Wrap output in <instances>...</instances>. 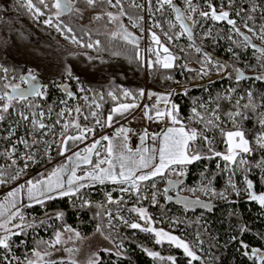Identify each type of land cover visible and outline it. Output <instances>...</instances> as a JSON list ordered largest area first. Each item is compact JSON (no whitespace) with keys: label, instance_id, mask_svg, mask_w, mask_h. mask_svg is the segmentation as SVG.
<instances>
[{"label":"snow or ice","instance_id":"obj_1","mask_svg":"<svg viewBox=\"0 0 264 264\" xmlns=\"http://www.w3.org/2000/svg\"><path fill=\"white\" fill-rule=\"evenodd\" d=\"M84 3L88 9L95 10L98 6L101 8L100 12H97L91 19L100 20L104 16H107L109 22H120L119 27L121 29L123 38L128 42L136 45L135 37L124 28L121 18L127 17L132 23L133 27H140L137 21H143V16H131L126 8L124 7V0H26V7L28 11L33 15L36 20H40L44 17L43 23L49 27H55L58 32L61 33H73L74 29L72 27L73 19H81L83 17V9L77 7L78 3ZM147 8L144 5L137 4L135 0H132L131 6L143 9L146 12H151L154 7L156 12L164 13L166 8H170L175 14V20L179 22L180 28L183 30L180 35L187 34L191 39L193 36V30L189 23L185 21H190L192 24L198 23L190 13L197 12V8L193 6V0H184L186 8H181L177 6L175 0H146ZM107 5L110 8L116 9L114 13L112 11H107L103 8ZM234 7V0H227V3L223 5L219 10L217 7L208 3V11H199V16L202 20H211L215 22H225L228 28V35L222 38L227 39L239 48H251L255 49L260 55L258 59L264 62V47H258L253 42V37L258 38L262 43H264V22L256 26L257 11L260 12L259 19L264 21V3L257 4L256 0H249V2L244 3L241 7L236 9L234 12L229 10ZM68 16L69 20L65 21L62 17ZM236 17V18H233ZM156 27L160 25L155 24ZM170 27H175V25H170ZM243 28V31L241 30ZM143 31V29H141ZM151 40L158 46H160L164 53L168 54L165 56L163 61L160 59V55L157 52V59L154 62H149L148 67L152 68L156 64H159L164 69H169L174 66L173 61L178 59V57L172 55L168 47H164L160 43V38L157 34L149 29ZM90 35L89 33H85ZM250 34V35H249ZM113 36L117 33H112ZM169 41L173 39V36L168 35ZM205 36L211 35V30L204 34ZM239 39H236V38ZM75 41V37L73 36ZM79 43L80 41H75ZM82 47L99 49L100 41L97 40L94 43L90 42L87 44H82ZM138 47V45H136ZM197 53H202L200 47H196ZM233 55L239 59V53L234 49ZM149 51H152L149 48ZM183 51V49H181ZM204 63L201 65L202 69L207 71V66H211L214 62V58L206 52H203ZM91 59V57H90ZM137 59H139V53L137 52ZM218 68H226L227 66L221 64L219 61H215ZM264 66V64H262ZM183 67H187L184 65ZM5 73L7 69L3 70ZM235 79L237 82L241 80H264V74L247 77L244 72L240 69H235ZM68 78L71 80L74 78L71 71L68 72ZM170 79L171 77H166ZM20 81L22 83L28 84L27 88H22L20 84L5 83L3 88L5 91L0 93V124H3L7 119L11 118L13 113H15V120L12 124L8 125L6 129V135L3 137L5 141L8 142L4 152L0 153V156L6 158L4 164H0V184H8L12 181L19 179L22 175H27L28 168L35 163L40 162L38 160L39 155H43L47 159L48 163H52L51 150L55 149L58 156H64L68 163H61L58 166H54L51 171L45 169L43 172L37 173L35 178H28L22 184H18L15 188H12L4 196L3 203H0V249L7 250L11 253L13 247L12 237L19 236L24 233L26 228H31L34 226L33 221H26L25 215L20 211L21 208L31 207V204H25L23 201L18 200V196L22 193H26L28 201H34L36 205H45L46 201H51L56 198H63L69 196L81 195V189L89 187L87 181L92 183L104 184L106 181H110L113 184L120 185L119 190L122 193H130L133 190L137 194L139 199H147L140 195V182L153 180L156 177L164 178L166 174L175 175L178 179L172 180L168 179L167 183L169 186L175 188L181 182L180 177L185 175V166L193 163L196 160L202 158H213L219 157L225 161V168L223 171H228L230 173L228 178V183L230 188L239 193L240 189L237 185L232 182V174L237 170L247 172L250 167V157L255 151V148L264 149V112H257L258 104L256 98L251 90L246 93L247 102L241 104V100L245 99L244 96L240 97L235 103V106L226 112L228 119L233 125V130L222 132V135L226 137V153H221L215 151L212 147V141L209 136L204 135V133L198 132L196 129H186L184 126L180 127H168L162 133L163 143L157 150H152L147 147H143L145 139L148 137L147 131L143 135H140L141 147L132 149L128 146V138L130 129L121 126L118 128L114 136L103 135L100 139H95L93 142L85 147L83 151H72L70 155L66 153L70 152L72 145L77 142H81L87 139L89 134H94L95 129L89 128L86 125L81 126L79 123L71 122V126L77 130L78 134L68 135V129L70 126L69 122L61 123L62 119L75 111L77 114H83V110L80 107H75L74 109H62L57 113V119L54 123L48 124L44 122L45 113L43 111H35L34 109L38 107L30 101V98L36 97L41 98L45 95L44 86L35 83L36 76L29 73L27 76H20ZM63 91L66 93L68 98L73 97V92L69 90L67 85H63ZM11 88V93L7 89ZM81 92L86 91L81 88ZM230 91L234 92L235 89ZM113 99L116 97L112 92L108 93ZM125 96L132 95L128 91H124ZM139 96H144V91L140 90ZM85 100L89 97L85 96ZM103 99V97H101ZM262 103H264V97H260ZM15 102V103H14ZM62 104H66L67 101H61ZM17 104L21 105V108H26L28 111L21 110L17 108ZM95 108H99V104L92 105ZM134 107V105L121 104L117 108H113L111 113L107 117V122H102L97 118L98 114L92 111L90 114L95 119V123L101 128L107 126L111 127L113 123V114L119 113L123 115L120 111L121 109H129ZM201 108L205 111H209L206 104H201ZM219 104H217L216 109L211 110V116L205 119L201 116V113L193 108L194 117L197 118L201 123H204L205 129H210L214 127H219V116L217 112L219 111ZM148 109L149 106L145 105ZM152 110L155 112V118L167 117L171 120L173 125L181 124L178 117V108L176 105H172L171 110L161 111L155 106H152ZM49 114H51L52 109L49 108ZM255 114L258 115V124L262 129L258 134H256L253 140L248 138L246 131L243 127V121L251 119V116ZM148 119H154L153 116H149L147 112L145 113ZM84 119L87 120L88 116L84 115ZM61 125V131L59 136L56 133V126ZM21 126L24 127L23 135L20 134L19 129ZM51 137V139H47ZM202 139L207 150L210 153L209 156H202L198 149H193L192 144L197 140V138ZM153 139L156 137L153 136ZM103 142H107L106 145H102ZM98 145L104 147V153L102 155ZM158 151V161L156 160L155 152ZM97 157L96 162L93 163L92 156ZM239 157V159H238ZM81 164L91 165V170L84 171L82 175H77V169L81 167ZM22 165V166H21ZM231 165L232 167H229ZM243 166V167H241ZM262 171H264V161L258 165ZM146 170V171H142ZM65 173H68L67 179H64ZM139 173V174H138ZM264 178V177H262ZM210 183L203 186V191L206 193L210 192L214 196H219L225 198V193L215 192L211 187ZM127 185V187H125ZM245 188L244 192L247 193L249 200L258 202L262 207H264V193L257 195L252 191L254 185L251 179L245 176ZM152 188L154 191L151 193V200L153 205L159 203L157 200L158 190L153 182ZM191 191V190H190ZM164 197L171 200L172 197L168 196V188L164 189ZM109 203L113 202L112 197L109 194L107 196ZM123 202V198L119 203ZM186 205L193 203V201L183 200L181 201ZM194 203H200L196 200ZM90 201L82 200L81 206H89ZM208 207L207 204L203 205ZM13 209H15L13 211ZM132 211L138 213L140 220L144 221L145 224L142 226L139 222L129 223L124 220V224L131 229H139L141 231L154 233L156 238V243L160 244L167 240L170 245H174L178 249H182L186 257L189 258V264L192 261L201 259L190 246L189 243L185 242L182 238L175 235H171L169 232L164 230H155L149 225L152 222V218L148 215L146 209L144 208H133ZM56 219H62L63 213H57ZM109 217L112 216L111 212L108 213ZM18 218L20 223H14V220ZM120 219H123L120 217ZM41 225H44L45 221H39ZM179 223V221H176ZM11 225V227H9ZM17 229L19 231H14ZM246 229H242L244 231ZM97 231H100L98 228ZM64 232L72 233L75 237L79 238L80 234L76 232L73 228L65 226ZM73 235L68 236V240L73 239ZM107 238V237H106ZM202 244V241H198ZM65 240L61 231L55 233L54 239L51 241H40L42 245L50 246L54 251L59 252L61 248L59 246L63 245ZM243 248H247V244H243ZM117 249L121 245H116ZM69 253L75 251V249L67 248L64 249ZM104 251L111 252V249H104ZM147 255L153 257L154 259L159 258V253L155 251L146 250ZM253 256L259 258L261 264H264V253L258 252V250H252ZM33 255L36 257L35 260L29 259L27 264H65L61 260H48L44 261V256H50L51 253L45 248L43 256L39 250L34 251ZM116 255H121L120 251H117ZM245 256L248 255L247 252L244 253ZM3 260L6 264H12V258L9 255H5ZM171 264H176L175 258L169 256L167 258ZM70 264H77V262L72 259ZM89 264H98L95 259H90Z\"/></svg>","mask_w":264,"mask_h":264},{"label":"trees","instance_id":"obj_2","mask_svg":"<svg viewBox=\"0 0 264 264\" xmlns=\"http://www.w3.org/2000/svg\"><path fill=\"white\" fill-rule=\"evenodd\" d=\"M257 1L264 3V0ZM175 2L178 7L182 9L186 8L184 0H175ZM77 7L88 9L82 2L78 3ZM126 10L133 17L138 15L134 10L132 11L129 8H126ZM169 10L172 13L170 17L175 19V14L170 8H166L164 13L159 15L158 18L164 21L169 17L167 14ZM62 18L65 21L69 20L68 16ZM185 22L189 23V21ZM100 23L104 24V21ZM72 27L77 36L86 42H88V39H99V49L95 47L93 50H76L75 48L74 51L69 50L67 48L70 47L66 46L67 48H65L58 43L52 30L36 24L32 19L31 13L19 1L0 0V92L5 91L3 84L12 83L10 80L12 76H27L29 69H31L35 72V76L41 80L40 85L44 86L45 84L48 88V93L39 98L40 102H43L44 108L50 107L54 116L57 117L59 111L54 110L55 104L52 102V99L53 96H62L65 93L62 86L67 85L69 90L74 94L70 99L73 101L75 107H80L89 116V125L87 127L93 128L97 132L105 129L107 126L103 128L98 126L90 114L92 111L97 112V118L106 123V119L113 108L121 104L139 103L143 98L139 96V92L140 90L145 91V89H148V91L152 89L167 94L174 93L173 105H176L178 108V117L181 124L187 128L196 129L198 132H201L200 125L192 122L188 113L191 105L198 98L199 93L206 87L209 90V96L212 97V104L208 105L210 110L215 104H219L218 112L225 118H227L226 112L231 110L236 103L235 98L229 100L224 95L225 92H222L228 83L238 85L239 90L245 96L247 89L252 90L258 104L257 112H264V103L260 100V97H264V80L248 79L237 82L234 71L236 68L232 66L234 65L233 63L230 64L229 68H222L223 70L233 69L232 73L228 71L229 73L225 72V74L213 77L207 83L208 85L205 84V86L202 82L199 83L200 74L197 70H188L183 75L182 71L177 68L180 59L186 63L195 62L201 65L202 56L200 54L189 51L186 55H177L169 49L174 56L178 57L175 60L173 68L164 69L159 64L149 68L147 66L149 59L154 62L156 61V57L154 53H149L148 51L145 57L144 44L137 36L133 35L137 38L136 45L138 47L132 43H128L123 37L112 36L104 33V31H101L102 33L99 34L88 32V30L83 29L81 26L80 19H73ZM215 28L219 31L222 30L227 35L229 34L228 31L225 32L223 29L228 30L229 28L225 22L218 23ZM85 33H89L90 35H86ZM186 41L187 43L189 42L185 39L184 42ZM150 43L155 45V47L157 46L152 40ZM160 43L164 45L161 39ZM210 43L212 44L213 40ZM211 44L207 46L209 47ZM257 46L264 47L261 45ZM158 48L159 50L161 49L160 46ZM247 49L250 52H257L255 49ZM137 52L139 53V59H137ZM214 55L216 57L219 56L218 53H214ZM222 59V61H226L225 57ZM241 60L242 62H248L245 52H241ZM4 69L8 71L5 73ZM69 71L74 76L71 80L68 78ZM211 74L212 72H209L208 75ZM244 74L247 77L258 76V74H247L245 72ZM4 75L8 76L7 82H3L2 80ZM166 77L171 78L168 79ZM20 86L25 88L23 84ZM81 88L86 91H79ZM7 91L11 93V88L7 89ZM124 91L130 92L132 95L125 96ZM109 92H112L116 98L113 99L112 96H109ZM85 96L89 97V99L85 100ZM90 103L91 106H89ZM94 104H99L100 107L95 108L92 106ZM58 109H60V106ZM209 111H202L201 116H204L205 119L209 118ZM258 118V115L253 114L251 119L242 122L250 140H253L258 129ZM5 123L6 121L0 124V147L4 141ZM75 123L83 125L81 121H76ZM73 129L74 131L76 130L70 124V130L72 131ZM222 132H215L216 143H212V147L215 151L224 153L226 151L224 144L225 136L222 135ZM204 135L207 134L204 133ZM192 148L198 149L202 156L207 157L210 155L205 142L199 137L193 142ZM253 157L254 161L257 158L264 160V149L256 147ZM215 159L217 157L202 158L186 165L187 173L179 178L180 183L195 185L200 180L213 177V183L217 188L221 187L225 171L221 167L216 168L215 164H213L216 161ZM165 176H170L172 180H176L174 179L175 175L166 174ZM262 177H264V174L262 176H253L256 182L255 191L264 190V178ZM112 185L118 184L106 183V186ZM177 188H181L180 184L177 185ZM100 195H102L101 189L93 192L91 188L87 187L81 190V195L79 196L58 197L51 201H46L45 205H36L34 203L31 204V207L22 208L21 212L24 213L25 220L34 222V226L31 227L34 229L28 231L30 228H26L22 235L12 237L13 247L11 253H16L22 259L18 264H26L24 260L26 258L30 259L33 251H44L45 248L47 250L50 249V247L40 244V241L44 240H40L37 237L46 238L48 235L54 237L60 226L53 229L47 228L46 226H39V221L44 220L46 222L57 213L62 212L64 223L71 227L79 226L82 229L81 232L85 229L87 230L86 234L92 233L96 230L92 224L97 221L102 230L108 234L109 232L105 229V220L103 218L105 207L102 205L103 202H101L102 198L100 199ZM81 199H89L91 205L81 206ZM183 200L193 201V203L186 205L181 202ZM196 200H199L200 203H194ZM165 201L170 208L175 210L181 211L182 209H186L189 213L193 214L205 212L204 214L210 222L206 226L208 233L195 227V230L203 235L207 242L208 246L206 249L209 251L210 261L207 262L199 259L192 261L191 264H261L259 258L252 254L253 249L264 253V207L259 203L240 202L229 206L227 203L215 204L207 200L184 196H181V199ZM205 204L208 207H204L203 205ZM242 229L246 230L242 231ZM37 232L38 234H36ZM109 236L114 241H122L128 246L124 255L125 258L121 259L119 264H171V262H167L169 256L175 258L176 264H189L188 258L183 257L178 250L171 252L165 248V251H161L162 259H154L148 256L146 250L160 253L159 245L149 236L140 235L138 237L131 234L126 236L119 235V237L115 238L112 235ZM241 241L243 244H247L248 247L243 248ZM14 246L18 247L14 249ZM2 252L7 255L11 254L4 249H2ZM245 252L248 253L247 256L244 255ZM110 258V256L102 253L99 264H104L105 261H107L106 264H112ZM1 264L3 263L1 262Z\"/></svg>","mask_w":264,"mask_h":264},{"label":"rangeland","instance_id":"obj_3","mask_svg":"<svg viewBox=\"0 0 264 264\" xmlns=\"http://www.w3.org/2000/svg\"><path fill=\"white\" fill-rule=\"evenodd\" d=\"M17 1H19V3H21L24 7H26V0H17ZM135 2L137 4L144 5L145 8L148 7L146 0H135ZM246 2H249V0H234V7L232 9H229V10L234 12L236 9L241 7ZM256 2H257V4L261 3L260 1H257V0H256ZM131 3H132V0H124V7L129 8L132 11L134 10L139 16H143L144 20L143 21H137V23L140 25V27H133L132 23L129 21V19L127 17H122L121 22H122L124 28H126L127 31L132 34V37H134L133 35L137 36V38L146 35L147 44H148L147 45L148 52L154 53L156 59H157V56H156L157 52L160 55L161 61H163L165 56H167L168 54L164 53L162 48L159 50L158 45L155 47V45H152L150 43L151 35L149 32V29H151L152 31H154L157 34V36L164 43V45H163L164 47L168 46V48L172 52L176 53L177 55H186L189 51H191L192 53H195V54H200L202 56L200 63H202V64L204 63L203 54H202L203 52L208 53L209 55H211L214 58V62L211 66L205 65V67L207 68V71L202 69V67H201L202 64L198 65L195 62L186 63L185 61L180 59V63L177 65V68L182 71L181 73L183 75H185L188 70H191V71L197 70L200 74V77L198 80L199 83L202 82L203 85H205V84L208 85L207 83L213 77L215 78L216 76H220L223 73L225 74V72H227V73L231 72L232 73L233 69L223 70L222 68H218L215 64V61H219L221 64L226 65L228 68L230 67V64L233 63L234 65H232V66L234 68L240 69L241 71H243L247 74H258V75L264 74V66H262V64H264V62H262L260 59H258V57L260 55L259 53L250 52L247 48H239L236 45L232 44L231 41L222 38L223 36H226L227 34L223 33L222 30L219 31L218 29L215 28L218 25V23L221 24L222 22H215V21H211V20H202L198 14L199 11H208L209 10L208 9V3L214 4L217 7V10H219L223 5H225L227 3V0H193V6L197 8V12H193L190 14L193 16V18L198 23L192 24L189 21V24L193 30V36L191 39L189 38V36L187 34L180 35V33L183 30L180 28L178 21H176L174 18L170 17V15L172 16V13H170V10L167 12L169 17H167L164 21H162L161 19L158 18V16L161 15V13L156 12L154 7L151 9V12H146L143 9H138V8L132 7ZM154 3H155V0H154ZM103 8L106 9L107 11H112L114 13L117 11L116 9L110 8L107 5H104ZM83 10H84L83 11V17L80 19V24L83 27V29L88 30V32H92L94 34H96V33L99 34V33H102L101 31H104V33L112 35V33L115 32V33H117V35H115L116 37H123L121 29L119 27L120 22H109L107 16H104L102 19H100L98 21L91 19L97 12L101 11V8L99 6L95 10H93V9H83ZM31 16H32V19L36 22V24H38V25H40L46 29L52 30L55 34V37H56L58 43L61 44L63 47L67 48V47L71 46L70 48H72V49H70V48H67V49L73 50V51L75 49L76 50H81V49L93 50L95 48V47H93V48L82 47L81 46L82 44H80V43L73 44L72 43L74 41L73 36L75 35L77 38H79V36H77L75 31H73V33L58 32L55 29V27H49V26L45 25L42 22V20H40V22H37L32 14H31ZM256 16H257L256 26L258 28L259 24L264 22V21H261L259 19V16H260L259 11H257ZM233 18H236V17H233ZM101 21H104V24L100 23ZM157 23L160 25L159 27L155 26V24H157ZM170 25H175V27H170ZM141 29H143V31ZM223 29L225 32L228 31L225 28H223ZM209 30H211V35L205 36L204 34L206 32H208ZM241 30L243 31V28ZM165 33H168V35L173 36V39L171 41H169L168 36H166ZM63 34L71 35V36L65 37V36H63ZM79 39L82 40L81 38H79ZM185 39H187L189 41V43H187V41L184 42ZM236 39H239V38L237 37ZM97 40H99V39H97V38L88 39V42H86L85 40H82V41L85 44H87L90 42L94 43ZM212 40H213V43L211 44L210 42ZM253 40H254L253 42L255 44L264 46V43H262L258 38L253 37ZM208 41H209V43H208ZM208 44H211V45L208 47L207 46ZM165 45H167V46H165ZM196 47H200L202 49V53H197L195 50ZM149 48H151L152 51H149ZM181 49H183V51H181ZM230 49H234L236 52L239 53V59H237L233 55V51H231ZM171 51H170V53L173 55V53ZM241 52L246 53V58L248 59L247 60L248 62H242ZM214 53H216V54L218 53L221 58L219 56L216 57V55H214ZM223 57L226 58V61H222ZM149 62H152V60L149 59ZM173 64L175 66V60L173 61ZM184 65H187V67H183ZM209 72H212V74L208 75ZM28 73L36 75V74H34L35 72L31 69H29ZM7 78H8V76L4 75V78L2 77L3 82H7ZM10 80L13 84H15V83L20 84V85L23 84L20 81L19 76H17V77L12 76ZM238 87H239L238 85H231L230 83H228L227 86L224 88V90H222V92L223 91L225 92L224 95H226L229 100H232L233 98H235L234 100L237 101L238 99H240V97L244 96L245 99L241 100V104H244L245 102H247L246 96L243 94L242 91L239 90ZM231 89H235L236 91L232 92V91H230ZM249 90L250 89H247L246 93ZM44 91H45V95H46L48 93V88L45 84H44ZM79 91H80V89H79ZM147 97H148V99L155 98L157 101L156 106L162 107L163 111L164 110H170L172 108L174 93H169V94L160 93V92L154 91L152 89H149V91L147 93ZM211 102H212V97L209 96V90L206 87V88H204V90L201 91V93H199L198 98L196 99L194 104L191 105V108L189 109L188 114H189V118H191L190 120L192 122L198 123L200 125L201 131H203V133L209 135L210 140L214 144V143H216L215 132L224 131L226 133L227 131L233 130V128H231V127H233V125H232L231 121L228 119V117L225 118L219 112H217V115L219 116V127L205 129L204 123H200L199 120L194 117L193 108H196L198 112H200L201 110L205 111V109L201 108L200 105L206 104L208 106V105L212 104ZM33 104H35V102ZM19 105L20 104L16 105L17 108H21V106H19ZM37 106L43 107L42 103L41 104L39 103V105H37ZM89 106H91V103ZM216 106H217V104H215L211 110L216 109ZM49 108L50 107H48V109ZM208 109L210 110L209 106H208ZM211 110L209 111L210 116H211ZM106 122H107V119H106ZM189 129H192V128L190 127ZM261 130L262 129L260 128V125H258V129L256 130V134H258ZM67 134L68 135H75L78 133H77V131H74V129H73L72 131H70ZM225 141H226V137H225ZM79 144H81V142H77L75 145H72L71 151L66 153V155H70L71 152ZM224 144L226 147L225 142H224ZM102 145H105V144H102ZM98 148L100 149V151L103 155L104 147H102L101 145H98ZM224 153H226V151ZM253 156H254V152L251 154L250 167H249V170L247 172L237 170L234 174H232V182L237 185L238 189H240L239 193L234 192L230 188L229 183H228V178H229L230 173L228 171H225L223 178H222L223 181H222L221 187L217 188V186L213 183V177H210L209 179L200 180L198 183H195V185L194 184H188V183H186V184L179 183L181 186V190H180L179 195L184 196V197L196 198V199H200V200H207V201H210V202L215 203V204L227 203V204H229V206L238 204L240 202L258 203L256 201L249 200L247 193L243 191V189L246 186L245 185V176H247L248 179H251L253 181L254 187H253L252 191H254L257 195L264 193V190H261V189L259 190V192L255 191L256 182L254 181V178H253V176H262V174H264V171H262V169L258 166L261 163V161H264V160L255 158L256 160L254 161ZM93 157H94V155L92 156V160H93ZM96 159H97V157L95 156V161H96ZM238 159H239V157H238ZM215 160L216 161L213 164H215L216 162L217 163L220 162V167L223 169L225 168V163H226L225 161H223L219 157H217V159H215ZM63 163H68V162L65 159L63 161ZM153 163H154V161H153ZM91 167H92L91 165L81 164V167L77 169V175H82L84 171L91 170ZM229 167H232V166L229 165ZM241 167H243V166H241ZM184 170H185V174H186L187 173V167L186 166H185ZM142 171H146V170H142ZM65 175H66V179H67L68 173H65ZM169 178L171 179L170 176L169 177L165 176L164 178L157 177L154 179V181L149 180L146 182H140V185L143 186V187H141L142 190L140 191V195L143 197H147V199H139V200L137 198V194L135 193V191L130 192V193H123L121 196H118V195H115L114 193L112 194L111 191H109L108 189L105 190V188L109 187V186H106V183L110 182V181H106L104 184H99L98 182L95 184H92L91 181H87V183L89 184V188H91L93 190V192L96 190H99V189H101V191H102V195H100V199L102 198L101 202H103L102 205L105 207V211L103 213V218L105 220V229L109 232L108 233L109 235L114 236V238L119 237V235L126 236L129 234H131L133 236H138V237L140 235L141 236L146 235V236L153 238L155 240V243H156V238H155L154 233L141 231L139 229H131L130 227H127L123 222L124 220H127L129 223L139 222L143 226L145 224V222L140 220L138 217V213L132 211V209L133 208H144V209H146L148 215L152 218V222L149 225L150 227L154 228L157 231L162 229L166 232H169L171 235H175L179 238H182L185 242L189 243L190 246L193 247V249L196 251L197 255L199 257H201L200 260H205V261L209 262L210 261L209 251L206 249L208 246L207 242H206L205 238L203 237V235H201L198 231L195 230L196 229L195 227L199 228L200 230H202L204 232H207L206 226L210 222H209V220H207V217L204 214L205 212L193 214V213H189V211L186 209H182L181 211L172 209L169 207V205L166 204L163 192H164V186L166 185L167 180ZM174 179L177 180L178 178L175 176ZM153 182L156 185L155 190H158L157 200L159 201V203L156 205H153L152 200H151V193L154 191V189L152 188ZM209 182H211L210 187L215 192H217V193L224 192L225 198H221L219 196H214L210 192L206 193L205 191H203L202 190L203 186L208 184ZM12 188H13V185L11 186V183H10L8 185V191H10ZM8 191H6L3 194V196ZM109 194L111 195L112 201H113L111 203H109L107 200V196ZM3 196H2V198H3ZM171 196H175V193L172 192ZM121 198H123V202L119 203V201H121ZM87 201H90V200L88 199ZM31 204H33V203H31ZM90 205H91V201H90ZM109 212H111V214H112L111 217H109V215H108ZM120 217H122L123 219H120ZM14 221H15V223H19L20 220L18 218H16ZM176 221H179V223H176ZM93 223L94 224H92V226H95L96 230H94L90 234H86L87 230H85V229H83V231L81 232L82 229L79 228V226L78 227L77 226L71 227L70 225L64 223L63 218L62 219H56V215L53 216L52 219L47 220L44 223V225L40 224L39 226H46V227L49 224L50 228H52V229L60 226V228H58V230L62 232L63 238L65 240V243L63 245L59 246L61 248V250L59 252L54 251L50 246L46 245V246L50 247V249L48 251L51 253V255L50 256H44L43 260L48 261V260H61L62 259L65 262V264H70V261L72 259H74L77 262V264H89L90 259H95L98 261V264H99L101 261V255L103 253L106 256L111 257L110 260H111L112 264H119V261L121 259L125 258L124 255L128 249V246L125 243H123L122 241H114L113 238H111L106 232H104L102 230V227L99 224H97V221H95ZM65 226L73 228L76 232H78L80 234V237L77 238L72 233L64 232ZM98 228L100 229V231H97ZM33 229L34 228H30L28 231H32ZM70 235H73L72 240H68V236H70ZM37 238L40 240H44V241H51L54 239V237H52L50 235H48V237H46V238H41V237H37ZM198 241H202V244L199 243ZM117 244L121 245V247L119 249H117V247H116ZM158 245L160 247V250H159L160 253L157 252V253H159V259H162L161 258L162 257L161 251H165V248L167 250H170L171 252L173 250H176V251L178 250L181 252L180 254L183 257H186L185 254L183 253L182 249H178L174 245H170L167 242V240H164V242H162ZM17 247L18 246H16V247L14 246V249ZM67 248L75 249V251H73L72 253L64 251V249H67ZM104 249H111V252L104 251ZM117 251H120L121 255H116ZM40 252L43 256L44 251L42 250ZM33 253H34V251L32 252V257L30 259L35 260L36 257L33 255ZM5 255H7V254L3 253L2 249H0V264H1V262L3 264H6V262L3 260V257ZM9 256H10V258H12V264H18L22 260L21 257L18 256L16 253H11ZM28 260H29L28 258H26L24 260L26 264H27ZM188 260H189V258H188ZM167 262H170V261H167ZM106 263H107V261H105L104 264H106ZM40 264H43V262H40Z\"/></svg>","mask_w":264,"mask_h":264},{"label":"built area","instance_id":"obj_4","mask_svg":"<svg viewBox=\"0 0 264 264\" xmlns=\"http://www.w3.org/2000/svg\"><path fill=\"white\" fill-rule=\"evenodd\" d=\"M43 19H44V17L40 18V20H42V21H43ZM40 20H36V21L40 22ZM63 36L69 37L71 35L63 34ZM74 37H76V36L74 35ZM138 38L140 40L144 41V43H145L144 50H145V57H146L147 51H148L146 35L138 37ZM75 41H80L79 42L80 44H85L82 40H80L77 37L75 38ZM75 41H73L72 43L73 44L77 43ZM23 86L26 87L27 84L23 83ZM147 93H148V89H145L144 96L141 99V101L139 102V108H142L145 105H156V103H157L156 99H153V98L148 99ZM65 100L67 101V103L66 104H62L61 101H65ZM30 101L33 102V103L35 102V105H36V103H38L37 105H39V103H40L39 98H36V97H33L32 99H30ZM52 102L55 104V108H54L55 111H59L60 112L62 109L67 110V109H74L75 108V105H74L73 101L70 98L67 97L66 93H63L62 96H59V95L58 96H53ZM19 106H21V105H19ZM59 106L61 107L60 109H58ZM21 110L28 111L26 108H21ZM34 110L37 111V112L43 111L45 113V116L43 118L45 123L51 124V123L55 122V121H53V122L48 121V119L46 117V111L48 110V108L45 109L43 107H36ZM84 115H87V113L85 111H83V114H77L75 111H72L71 114L66 115L62 119L61 123L63 124L65 122H69L71 124V122L81 121L82 123L87 124L89 122V116L87 115L88 119L85 120L84 119ZM5 124H6L5 128L7 129L8 125H9L8 121H6ZM121 126H124V127H126V128L131 130L130 133H129V138H128L127 143H128V146L131 147L132 149H136V147L140 143V135H143L145 131H147L148 134H153V135H157L158 134L157 129L152 127V126L133 125V124L129 123L128 118H121V119L113 122L111 127H106L105 129L99 131L98 133L94 132V134H89L87 139L84 140V141H81V144H79L73 151H81L82 152L85 147L89 146L93 142V140L100 139L103 135L114 136L116 130L118 128H120ZM6 129H5L4 136L6 135ZM69 130H70V126H69V129H68V133L70 132ZM60 131H61V125H57L56 126L57 136H59ZM19 132H20L21 135H23L24 128L21 127L19 129ZM47 139H51V137H47ZM102 144H105V142L102 141ZM6 145H8V142L4 140L3 144L0 147V153L4 152V149H5ZM50 154L52 156V163H48L47 159L45 157H43L42 154L39 155L38 156V160L40 162L32 164L27 170V175H22L19 179H17V181L15 180V181L10 182L11 186L13 185V188H14L18 184L24 183V181L26 179H28V178H35L37 176V173L43 172L45 169H47L48 171H51L54 166H58L59 164H61L65 160L64 156H58L57 155L55 149H52ZM5 162H6V158L0 156V164H4ZM215 166L217 168H219L220 167V162H218V163L216 162ZM10 183H8V184H0V201L2 199L3 194L6 191H8V185ZM118 186L119 185H115V186L112 185V186H109V187L105 188V190L108 189L109 191H111L112 194L114 193L115 195L121 196L123 193L119 190L120 186L119 187ZM125 187H127V185H125ZM141 187H143V186L140 185V191L142 190ZM165 188H168V194H171L173 192V187L169 186L168 183H166V185L164 186V189ZM132 192H134V190ZM47 228H50L49 224H48ZM36 234H38V232Z\"/></svg>","mask_w":264,"mask_h":264},{"label":"crops","instance_id":"obj_5","mask_svg":"<svg viewBox=\"0 0 264 264\" xmlns=\"http://www.w3.org/2000/svg\"><path fill=\"white\" fill-rule=\"evenodd\" d=\"M153 99H155V98H153ZM127 105H134V107H130L127 110L121 109L120 111L123 113V115H121L119 113H114L113 114V122H115L121 118H128L130 124L140 125V126H152V127L156 128L158 131L157 135L148 134V137L144 141L143 147H147V148L152 149V150H157L163 143L162 133L166 130V128H168V127H180L181 125L184 126L183 124L173 125L171 120L168 119L167 117L155 118V112L152 110V106H155V108H158L161 111H163L162 107L156 106L157 103H156V105H148L149 106L148 109H146L145 106H143L142 108H139V103H137V102L127 103ZM117 107H119V105L116 106L115 108H117ZM164 111H167V110H164ZM146 112L149 116H153L154 119H151V120L148 119L147 116L145 115ZM185 128L189 129L187 127H185ZM153 136H155L156 138L153 139L152 138ZM106 143L107 142H105V145H106ZM139 147H141L140 143L138 144V146L136 148H139ZM155 155H156V160H154V163H156L158 161V151L155 152ZM95 162L96 161H95V155H94L93 163H95ZM64 179L66 180V175L64 176ZM144 182H146V181H144ZM107 183L113 184L111 182H107ZM92 184H95V183H92ZM4 196H3L2 200L0 201V203H3ZM17 199L23 201L26 205L31 204V203L34 204V201H28L27 200L26 193H22L20 196H18ZM21 209H20V211H21ZM14 210L15 209H13V211ZM14 223H15V221H14ZM9 227H11V225H9ZM14 231H19V230L14 229Z\"/></svg>","mask_w":264,"mask_h":264},{"label":"bare ground","instance_id":"obj_6","mask_svg":"<svg viewBox=\"0 0 264 264\" xmlns=\"http://www.w3.org/2000/svg\"><path fill=\"white\" fill-rule=\"evenodd\" d=\"M142 41V40H141ZM254 41V40H253ZM143 42V44H144V47H145V43H144V41H142ZM148 45V44H147ZM71 47V46H70ZM41 84V83H40ZM27 86H28V84H27ZM27 86L25 87V88H27ZM1 93V92H0ZM33 98V97H32ZM39 101H40V99H39ZM40 103H43L42 101L40 102ZM61 108V107H60ZM27 112V111H26ZM46 117H47V119H48V121H51V122H53V121H55L56 119H57V117H55L54 116V114L51 112V114H49V112L48 111H46ZM15 114L13 113V115H12V117L11 118H9V119H7L6 121H8V123H9V125L10 124H12L13 122H14V120H15ZM89 123V122H88ZM84 124L83 123V125H81V126H88L89 124ZM22 128H24L23 126H21ZM69 131H71V130H69ZM75 131H77V130H75ZM95 133H98L97 131H95ZM180 190H181V188H177V187H175V188H173V192L175 193V196H172V200H176V199H181V195H179L180 194ZM168 196H171V194H168ZM165 200H168V199H166L165 198ZM31 233V232H30Z\"/></svg>","mask_w":264,"mask_h":264},{"label":"water","instance_id":"obj_7","mask_svg":"<svg viewBox=\"0 0 264 264\" xmlns=\"http://www.w3.org/2000/svg\"><path fill=\"white\" fill-rule=\"evenodd\" d=\"M35 83L40 84V83H41V80H40L38 77H36V81H35Z\"/></svg>","mask_w":264,"mask_h":264}]
</instances>
